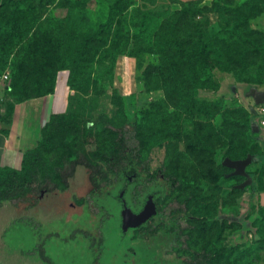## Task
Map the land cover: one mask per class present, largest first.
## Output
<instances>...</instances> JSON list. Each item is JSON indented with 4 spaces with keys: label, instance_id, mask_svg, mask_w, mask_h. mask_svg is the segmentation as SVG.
<instances>
[{
    "label": "rangeland",
    "instance_id": "374dc122",
    "mask_svg": "<svg viewBox=\"0 0 264 264\" xmlns=\"http://www.w3.org/2000/svg\"><path fill=\"white\" fill-rule=\"evenodd\" d=\"M10 1L12 8L27 1L24 7L37 18L26 37V26L15 20L9 24V37L3 35L2 43L10 50L0 61V113L8 115L11 104L36 97L44 88L45 71L61 60L58 75L66 78L69 118L66 124L55 119L47 134L84 151L107 178H115L100 160L103 152L114 149L115 138L100 117L116 125L124 122L113 100L117 90L125 98L129 120L141 119L140 137L147 141L142 155L150 159L149 168L164 165L167 173L184 182L169 194L159 177L166 195L159 200L161 206L190 192L197 196L189 204L195 225L188 231L190 249H182L177 240L173 256L179 260L207 249L217 253L211 264H264V208L257 188L261 161L250 153L257 140L250 115L255 109L240 101L232 79L221 73L231 68L254 82L264 80V0H0L1 10ZM189 1L211 10L195 20L206 30L210 58L219 64L215 74L224 76L225 87L222 92L201 89L197 104L177 107L163 89L145 85L144 70L160 52L151 53L147 41H140L137 55L128 52L135 21H142L146 13L162 16V21L176 17ZM216 8L220 11H213ZM110 17L113 23L104 27ZM190 28L187 33L195 37V27ZM158 30L159 22L149 20L146 39L155 42ZM88 39L91 42L80 54V45ZM15 78L20 80L15 82L22 87L19 91L12 86ZM45 108L39 107V114L49 119ZM35 109V105L24 109L23 120L31 123L26 132L30 139L39 125L32 117ZM61 153V148L41 151L38 179L60 164ZM88 177V170L78 166L67 188L53 174L59 188L41 191L33 204L5 201L0 207V264H160L151 259L154 253L136 227L123 231L120 185L96 194L102 214L90 212L84 200L92 188ZM127 199L131 201L129 194Z\"/></svg>",
    "mask_w": 264,
    "mask_h": 264
},
{
    "label": "trees",
    "instance_id": "16d2710c",
    "mask_svg": "<svg viewBox=\"0 0 264 264\" xmlns=\"http://www.w3.org/2000/svg\"><path fill=\"white\" fill-rule=\"evenodd\" d=\"M23 4L25 6L27 1L23 2ZM13 5L12 1H10V5L6 9L1 10L0 8V61L6 60L10 50L8 44L2 43L3 35H8V37L10 35L9 24L13 20L17 21L20 25L24 24L27 29L23 36L26 37V33L31 27L32 22L37 18V15L31 14V8L28 9L20 5H15L12 8ZM210 11L207 6L200 7L194 1H189L183 4L181 10L177 11L178 17L175 14L176 17L166 18L162 21V16L146 13L142 21H135L133 23L135 31L130 42L128 55L135 56L141 51L139 46L140 41L148 42L151 53H155V51L160 52L158 60L149 64L144 70L145 85L150 90L155 88L163 89L168 95L169 100L176 102L177 107H193L198 103L196 97L198 91L201 89L218 91L220 88V83L216 80L214 74L215 69L219 68V64L211 60V46L207 41L206 30L200 22L196 23L195 20L196 17H204V14ZM213 11L219 12L220 10L216 8ZM149 20L159 22V30L155 34L158 35V39L155 42L146 39L145 30L147 29ZM113 21V17H110L104 24V27L110 26ZM191 23L193 24L191 25ZM190 26L195 27L194 31L197 32L195 37L187 33L191 29ZM90 42L91 39H88V42L85 40L80 45V54H83L85 47ZM40 53L43 54V49H40ZM62 67L63 62L60 60L57 67L53 66L47 72L45 71L44 88L41 87L37 90L38 95L36 97L54 92L58 71ZM223 71L231 73L237 83H247L255 86L256 84L264 83V80L254 82L251 77L241 76L231 68H224ZM17 79L15 78V81H12V86L14 85V88H17L16 90L19 91L22 87L19 86V82L15 83ZM18 81L20 80L18 79ZM21 93L25 95L24 90ZM113 100L117 106V111L123 116L124 122L116 125L110 122L106 116L100 117L104 127L115 135L114 149L109 153L103 152L100 155V160L110 171L118 176L125 173H137L135 181H144V188H141L137 197H141L142 192L146 189H157L159 192L158 196L163 198L166 196L163 193V186H154V183L158 181L159 172L164 175V182L169 188V194L174 193L176 189L184 185L183 180H180L174 173H167L166 166L164 165L156 170L149 168L150 159H144L142 155V151L147 146V141L140 137L141 119H138L136 116L133 121L129 120L125 98L117 90H114ZM15 105L11 104L9 106L10 112L8 115L0 113V120L5 124H9L12 121ZM173 106L175 107V105ZM250 115L252 117L253 112ZM68 118V109L63 113L52 114L37 144L24 153L21 167L19 169L8 166L0 168V207L3 206L5 201L13 204L20 202L33 204L41 191L47 190L48 192H52L57 190L59 182L53 179V174L58 175L60 182L67 188L69 186V179L75 176L78 166H84L88 170L90 183L92 185L95 184L84 200L90 212L101 214L98 209L99 206L95 204V196L104 187L113 185L117 178H107V172L103 171L99 164H95L84 151L73 149L68 141H56L53 136L47 134L50 125L55 119H58L60 123L66 124ZM2 133L7 135L8 130H2ZM60 148L62 149L60 164L54 165L52 172H46L42 179H38L37 170L42 161L41 151L44 149L55 151ZM250 153L253 155H263L257 140L255 148ZM263 178L264 166L260 168L257 177L258 192L264 191ZM196 197L194 192H190L182 199L173 197L162 207L159 214L165 228L171 231L175 238L181 242L183 249H189L191 235L188 231L195 229L193 216L189 213V204ZM262 207L264 208V206ZM174 214L177 216L174 217ZM216 257V252L201 249L194 251L192 257H186L177 261L178 264H211Z\"/></svg>",
    "mask_w": 264,
    "mask_h": 264
},
{
    "label": "crops",
    "instance_id": "0c3cea01",
    "mask_svg": "<svg viewBox=\"0 0 264 264\" xmlns=\"http://www.w3.org/2000/svg\"><path fill=\"white\" fill-rule=\"evenodd\" d=\"M215 73L216 72L214 71V74ZM221 73H223V75L226 74L232 79V88L237 87L240 101L244 102L245 105H251L255 109L252 116V128L253 131L256 132L257 142L263 155H253L252 157L261 161L258 165H261L262 167L264 166V112L262 111V108L264 107V87H257L247 83H237L231 73L223 71H221ZM215 78L220 83V88L216 92L224 91V76L215 74ZM65 80V77L58 75L56 88L53 93L16 104L13 120L9 124L0 123V168L8 166L19 169L21 167L24 153L37 144L38 140L42 137V131L49 122L52 114L67 111L69 93L67 91ZM30 105H35V108H37L33 110L32 117L34 120H37L36 122H39L33 139H30L28 135H26V132H29V129L31 130V123L27 125L23 120V115H27L24 113V109L27 106L30 107ZM42 105L46 106L45 109L49 113V119H45V115L44 117L40 116V110H38V108ZM2 130H8V134L5 135L2 133ZM258 200L260 204L264 206V191L258 192Z\"/></svg>",
    "mask_w": 264,
    "mask_h": 264
},
{
    "label": "flooded vegetation",
    "instance_id": "af4514ba",
    "mask_svg": "<svg viewBox=\"0 0 264 264\" xmlns=\"http://www.w3.org/2000/svg\"><path fill=\"white\" fill-rule=\"evenodd\" d=\"M159 174L160 172L158 173V179L159 177L164 176V175L159 176ZM114 175H115V178H117L115 183L111 186L104 187L101 191H98L97 193L100 195H103L104 193H109L110 191L114 190L115 187L120 185L117 199L119 200L121 204L122 210L124 208V200H125L126 205L129 208H131L132 211L135 213L141 212L144 209L148 201V198L150 196H153V200L155 201L157 205L158 213L154 215L153 217H151L148 221H146L142 225L136 227V230L139 231L143 240L147 243V249L150 251H153L154 255L152 256L151 259L156 260L157 262H160V264H178L177 257L173 256L174 255V251H173L174 242H176L177 239L175 238V236L173 235L171 231H168L165 228L163 222H161L160 217H159L162 207L167 202L163 206H161L160 201H159L161 199V196H158L159 192L157 191V189L156 190L146 189L144 192H142L141 197H137V195L140 193L141 188H144L143 186L144 181L142 180L135 181V178L137 177V173H131V174L125 173L120 176L114 173ZM156 185L159 186L158 181L154 183V186ZM91 186H92L91 188L92 190L95 184L94 185L91 184ZM121 193H123L122 198L120 197ZM128 194L130 196V200H131L130 202L127 199ZM98 209L102 214L103 213L102 209L100 207ZM152 221H154L152 224L153 225L152 228H148L149 223ZM121 222H122V216H121ZM189 249H190V246H189ZM189 249H184V250L188 251ZM191 255L193 256V254ZM192 256L183 255V256H179L178 259H184L186 257H192ZM44 261L49 263V258H47L45 255H44ZM93 264H98V263L94 262Z\"/></svg>",
    "mask_w": 264,
    "mask_h": 264
},
{
    "label": "water",
    "instance_id": "95a60500",
    "mask_svg": "<svg viewBox=\"0 0 264 264\" xmlns=\"http://www.w3.org/2000/svg\"><path fill=\"white\" fill-rule=\"evenodd\" d=\"M160 175L163 176V174L161 172H160L159 176ZM42 194H43V192H42ZM120 197L121 198L123 197V193L120 194ZM157 213H158L157 205H156L155 201L153 200V196H150L148 198V201H147L144 209L139 213L133 212L132 209L126 205V202L124 200V208L121 212L122 229L124 232H128V230L130 228H135V227L142 225L143 223L148 221L151 217H153Z\"/></svg>",
    "mask_w": 264,
    "mask_h": 264
},
{
    "label": "built area",
    "instance_id": "2783aa9c",
    "mask_svg": "<svg viewBox=\"0 0 264 264\" xmlns=\"http://www.w3.org/2000/svg\"><path fill=\"white\" fill-rule=\"evenodd\" d=\"M262 111L264 112V107L262 108Z\"/></svg>",
    "mask_w": 264,
    "mask_h": 264
}]
</instances>
